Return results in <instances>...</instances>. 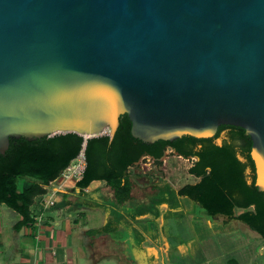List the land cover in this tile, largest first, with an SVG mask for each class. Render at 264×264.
Masks as SVG:
<instances>
[{"label":"water","instance_id":"95a60500","mask_svg":"<svg viewBox=\"0 0 264 264\" xmlns=\"http://www.w3.org/2000/svg\"><path fill=\"white\" fill-rule=\"evenodd\" d=\"M124 115L148 144L244 129L264 192V0H0V154Z\"/></svg>","mask_w":264,"mask_h":264},{"label":"trees","instance_id":"16d2710c","mask_svg":"<svg viewBox=\"0 0 264 264\" xmlns=\"http://www.w3.org/2000/svg\"><path fill=\"white\" fill-rule=\"evenodd\" d=\"M131 127L130 119L124 115L113 140L107 134L85 140L77 133L34 140L11 139L9 149L4 155L0 154V205L21 216L13 229L20 231L35 225V207L39 200L46 195L49 185L78 158L86 144V168L82 179L76 183L81 197L89 195L85 189L93 182L101 181L112 194L110 200L119 205L130 204L134 201L131 168L144 156L154 158L160 165L159 159L168 148H173L185 158H198L189 173L199 181L178 190L161 191L159 198L152 201L158 213L156 203H167L171 212L172 207L178 206V199L186 197L208 216L241 222L264 238V192L256 187L252 140L244 129L226 125L209 139L185 136L173 143L148 144L135 139ZM85 205L106 208L104 199L85 200ZM138 209L129 216L133 220L149 208ZM118 230V223L111 219L102 228L87 231L86 235H112Z\"/></svg>","mask_w":264,"mask_h":264},{"label":"rangeland","instance_id":"374dc122","mask_svg":"<svg viewBox=\"0 0 264 264\" xmlns=\"http://www.w3.org/2000/svg\"><path fill=\"white\" fill-rule=\"evenodd\" d=\"M169 153L170 150L167 151L166 156L157 169L152 170L154 162L149 158H142L139 163L131 168L130 173L134 182V201L130 204L119 205L115 201L110 200L112 194L108 188L105 189L104 194L102 191H97L84 196L86 200L94 202L104 199V204L106 205V208L98 211L87 209L86 213L98 214L97 218H89L87 223L88 229L99 228L105 225L108 219L115 220L119 225L118 232L113 233L110 237L87 238L89 244L83 242L88 248L89 256L98 255L101 251L106 252L108 256L101 259L97 264H150V262L153 264H187V262L188 264H201L203 259L206 257L212 258L218 252L229 254L235 245L227 242L222 243L221 236L228 231L234 232V234L237 231L238 235L242 237L238 236L240 240L248 238L250 242L255 243L256 258L253 264H264V238L241 222H229L227 218L222 216L212 218L188 198L178 199L179 202L178 204L176 203L178 206L172 207L171 212L168 211L170 206L167 203H156L159 213L157 212L152 202L154 199L159 198L158 195L152 196L157 187L165 192L169 189L164 188L165 185L171 189L178 190L188 184L198 182V179L189 173L192 161L171 156L172 154ZM63 181L62 176L53 181L49 185L44 199L50 198L53 190L58 188ZM73 183L74 181H68L64 187L68 188ZM60 197L58 193L54 195L57 202L56 206L49 209H45L42 206L36 211V214L40 215L39 218L41 215L43 217L39 221L40 224L49 221L53 228L61 230V226L57 227L55 222L50 220L54 218L56 222L62 221L63 215H61L60 209L57 208L59 199L61 200ZM144 207H148L149 209L140 213L139 216H141L142 221L136 224L138 232L135 233L134 231L133 234L131 231L133 219L129 216L134 209L137 210L139 208L138 210L140 211ZM167 211L169 214L166 213ZM157 214L159 217L154 218V215ZM19 219H21V216L11 211L5 205H0V243L3 244H0V264L16 263V248L11 246V244L14 239L13 228ZM37 228L38 226L36 225V230ZM136 234H138V237H143L142 246L149 251L148 253H144L142 258L136 257L135 249L133 250L131 245V239L133 238L134 240V235ZM79 235L84 237L85 233L83 230H80ZM17 239L16 242L19 241V238ZM208 240L210 241L208 242ZM235 240H238V238ZM212 243L216 247L212 246ZM108 244L114 246H108L109 248L102 250ZM79 245L80 241L76 240L75 249L78 250ZM31 247H33V244ZM108 251H111V255L107 253ZM193 251L197 252V256L190 258V253ZM200 252H203L202 260ZM146 256L150 258H146ZM227 257L223 258V261H220V263L210 261L209 264H228Z\"/></svg>","mask_w":264,"mask_h":264},{"label":"crops","instance_id":"0c3cea01","mask_svg":"<svg viewBox=\"0 0 264 264\" xmlns=\"http://www.w3.org/2000/svg\"><path fill=\"white\" fill-rule=\"evenodd\" d=\"M76 183L77 181H74V183L71 184L68 188L64 187L63 189L58 190V194L61 196L60 197L61 200L59 199V204L57 208L60 209V212L62 213L61 215H63L61 218L62 221L56 222L54 218H51L50 220L55 222V225L57 227L61 226V230L53 228L49 221L40 224L39 223L40 215L36 214L37 221L34 226L24 227L20 231H16V230L13 231L14 239L11 246H14L17 252L15 264H97L99 263V261H101V259H104L108 256L106 252H102V251L98 255L89 256L88 248L86 245L83 244V242L89 244L87 238L93 239V238L105 237V236L110 237V235H101L96 237H91L86 235V232L91 230L87 228V223L89 218L98 217V214L86 213L87 209L98 211L101 210L102 208L86 206L85 205L86 199L84 198V196L82 197L80 196V190L76 188ZM106 188L107 187L104 182L95 181L87 189H85V192L90 194V193H95L97 191H102L104 194ZM43 201H44V197L41 200H39L38 204L36 205L37 207V208L35 207L36 211L39 210L42 206L44 208ZM66 213L69 215H67ZM20 220L21 219H19L18 221ZM141 221H142L141 216L136 215V218H134L131 225V231L133 234L134 231L135 233L138 232V226L136 224H138V222ZM107 223H105V225ZM36 225L38 226L37 230H36ZM103 226L99 228H102ZM99 228H95V229H99ZM80 230L81 231L83 230V232L85 233L84 237L79 235ZM235 232L237 234L228 231L225 232L226 234L223 233L222 234L223 236H221L222 243L227 242L230 243L231 245H235L233 246V250H231L229 254H225V252L222 253L218 252L216 256L212 258L206 257L205 259H203L202 257L203 252L202 253L200 252L201 260L203 259L201 261V264H209L210 261H212L213 263L214 262L220 263V261H223V258L227 256H228L227 257L228 264H253V261L256 258V250L254 249L255 243L250 242L248 238L244 240L243 239L240 240V238L242 237L238 235L237 231ZM17 238H19L18 242H16L18 240ZM236 238H238V240H235ZM76 240L80 241L78 250L75 249ZM131 241H132L131 245L133 247V250L135 249L137 258L138 257L142 258L144 253L149 252L147 251L148 250L147 248L142 246V242H143L142 236L138 237V234H136L134 235V240L132 238ZM209 241L210 240H208V242ZM241 242L242 244H240ZM32 244L33 247H31ZM108 246L112 247L114 245L108 244L104 246L102 250H106V248H109ZM212 246L216 247V245L215 244L213 245V243ZM107 253L108 254L110 253L111 255V251H108ZM190 255H191L189 256L190 258L197 256V252L193 251L190 253ZM147 257L150 258L149 256H146V258ZM150 264L153 263L150 262Z\"/></svg>","mask_w":264,"mask_h":264},{"label":"built area","instance_id":"2783aa9c","mask_svg":"<svg viewBox=\"0 0 264 264\" xmlns=\"http://www.w3.org/2000/svg\"><path fill=\"white\" fill-rule=\"evenodd\" d=\"M107 135L109 132L106 133ZM86 145V144H85ZM85 145L83 150L81 151L80 155L78 156L77 159H75L71 165L61 174L63 177V183L58 186L57 189H54L50 198H47L46 200L44 199V208L49 209L50 207H54L56 205V200L54 198V195L58 193L59 189H63L64 185L68 181H79L82 179L85 168H86V157H85ZM53 183V182H52ZM51 183V184H52ZM41 221V218H39Z\"/></svg>","mask_w":264,"mask_h":264},{"label":"flooded vegetation","instance_id":"af4514ba","mask_svg":"<svg viewBox=\"0 0 264 264\" xmlns=\"http://www.w3.org/2000/svg\"><path fill=\"white\" fill-rule=\"evenodd\" d=\"M168 150H170V153H169V154H172L171 156H177L178 158H183V159L191 160V161H192V164H191L190 169H191V168L196 164V162L198 161V158H197V157H189V158H185V157L181 156L180 154H178V152H176L173 148H168V149L166 150V152L164 153V156H163L162 158L159 159L160 162L163 161V159H164V157L166 156ZM143 158H144V159L149 158V159H151V160L154 162V168H153L152 170L158 168L157 161H156L154 158L149 157V156H144ZM190 169H189V170H190ZM194 177H195V176H194ZM196 178H197V177H196ZM197 179H198V181H199V178H197ZM164 188H166V189L169 188V189H170V187H169V186H166V185L164 186ZM160 194H161V189H160V188H157L156 190H154L152 196H157V195H160ZM180 198L182 199V198H186V197H180Z\"/></svg>","mask_w":264,"mask_h":264}]
</instances>
